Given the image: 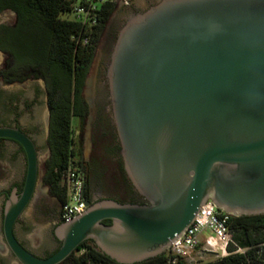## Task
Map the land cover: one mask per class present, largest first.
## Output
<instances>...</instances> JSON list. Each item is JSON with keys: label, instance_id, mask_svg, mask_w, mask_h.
Listing matches in <instances>:
<instances>
[{"label": "water", "instance_id": "obj_1", "mask_svg": "<svg viewBox=\"0 0 264 264\" xmlns=\"http://www.w3.org/2000/svg\"><path fill=\"white\" fill-rule=\"evenodd\" d=\"M106 78L123 167L145 202L87 203L55 226L53 254H31L13 226L36 190L37 151L0 126L26 158L21 192L2 209L19 264H61L87 240L120 264L153 258L206 201L230 216L264 214V0H158L120 27Z\"/></svg>", "mask_w": 264, "mask_h": 264}, {"label": "trees", "instance_id": "obj_2", "mask_svg": "<svg viewBox=\"0 0 264 264\" xmlns=\"http://www.w3.org/2000/svg\"><path fill=\"white\" fill-rule=\"evenodd\" d=\"M75 2L0 0V10H10L16 15L13 27L0 26V51L12 59V64L0 74L5 81H12L14 73L33 68L40 71L46 80L50 156L45 163L42 182L49 194L61 204L66 198L63 172L72 158L78 164L81 162L71 121L73 118L82 119L86 113L81 90L94 47L113 6L112 0L101 3L96 11V24L90 32L84 33L79 22L61 18V14L71 13ZM85 35H89L88 42L79 43L77 37ZM103 223L109 224L110 221L104 220ZM228 228L233 241L227 246L228 254L203 264H264V214L229 216ZM237 249L240 251L235 252ZM61 264L120 263L100 252L91 240H87ZM132 264L168 263L161 254Z\"/></svg>", "mask_w": 264, "mask_h": 264}, {"label": "flooded vegetation", "instance_id": "obj_3", "mask_svg": "<svg viewBox=\"0 0 264 264\" xmlns=\"http://www.w3.org/2000/svg\"><path fill=\"white\" fill-rule=\"evenodd\" d=\"M152 4L154 3H149L147 7L151 6ZM0 11H4V10H0ZM139 11L141 12L143 11V9ZM0 26H3V25H0ZM112 47L104 61L105 62L104 67H102L101 69L99 78L96 80H93L94 82L92 81V79L87 80V77H88V72H87V75L84 79L83 87L81 90V97L86 106V113L84 117L80 120L84 122V126L87 130V136L84 138V144L88 143V155L86 158H81V162L79 163V166L81 168L82 175H83L82 193H83V197L85 198L86 204L87 203L92 204V203H95L96 201H99L105 198L112 199V200H115L121 203L123 202L144 203L145 201L134 189L132 183L130 182L124 170L123 161H122V157L120 154V144H119V140H118L116 130H115V125H114L113 118H112L110 98H109V92H108V82L106 78V70H107V66L110 61V54L112 51ZM0 52L3 54H6L2 51ZM0 65H2V63H0ZM8 67L9 65H6L0 71H4ZM20 72L21 71H18L17 73L13 74L14 79H12V81H5L3 76L0 74V85L1 86H3L4 84L12 85L13 83H17V82L19 83V82L28 81V84L32 87L31 97L20 98L17 94L11 93L9 91L7 92L1 89L0 90V126L17 127L19 130L25 133L33 141L36 151H37V157H38L39 147L36 144L35 135L42 136V144L47 147L48 158H49L50 148H49V143H48V135H49L50 113H49V107H48V92H47V87H46V80L44 76L42 75V73H39L40 74L39 78L42 79L45 84L46 106L48 109V113L46 117H41V116L36 115V108H35L36 92L39 91L36 88L37 86H36L35 80L38 79V77L36 75H30L28 77H21L18 74ZM92 82H93V85H92L93 87L91 88L89 86L90 88L86 90L85 88L87 87L88 83L90 84ZM24 113L29 114L28 117L31 118L27 127H24L21 124V119ZM45 128H46V131H45ZM1 140L2 142L0 143H11L14 145V149L16 153L22 156L24 160V164H25V169H26V158H25V154H24L22 147L15 141H12L9 139H1ZM98 150L100 151V154L97 155ZM102 158L111 160L113 165L115 166V169L119 176V183H120L119 187L116 188L115 191L118 192V194H120L122 197H125L123 201L117 195L116 196L103 195V189L101 188V183H100V180L103 177ZM24 177H25V170H24V174L22 178L19 181L14 182L8 188L0 190V198H1L0 234H1V240L5 246L6 244L4 242L3 235H2L3 204L5 200L8 198V196L11 194L13 189H16V194H19L21 192L23 182H24ZM38 177H39V163H38ZM53 198L55 202L57 203V207L49 208V209L46 208L45 216L49 218L51 222L48 228L47 236L41 241L40 249L42 252L38 253L34 251L30 246L26 245L24 241H22L17 235L16 228H19V230L22 232H27V231L32 230L31 226L25 220L22 219L23 213L19 216V218L16 220L13 226V234L15 238L17 239V241L20 243V245L24 249H26L28 252H30L31 254L37 257H40V258H46L50 256L60 246V241L55 237L53 230L55 226L62 223V219H61L62 204L56 197H53ZM2 249H3L2 244L0 243V251H2ZM8 252L12 258V260L8 264H19L9 249H8ZM0 264H4V263L0 261Z\"/></svg>", "mask_w": 264, "mask_h": 264}, {"label": "rangeland", "instance_id": "obj_4", "mask_svg": "<svg viewBox=\"0 0 264 264\" xmlns=\"http://www.w3.org/2000/svg\"><path fill=\"white\" fill-rule=\"evenodd\" d=\"M158 0H112V10L106 20L100 36L94 47L93 57L88 69L87 80H96L99 78L102 67H104V61L111 50V47L115 41L117 33L120 27L124 24L128 17L134 15L139 10L148 8L149 3H155ZM61 18L71 19L70 13L61 14ZM16 23V15L10 10L0 11V25L6 27H13ZM0 70L6 65L12 64V59L9 55L0 52ZM4 63V64H3ZM40 71L36 69H25L18 73L21 77H28L30 75H36L38 79L36 83V115L46 117L48 109L46 106V88L44 81L40 79ZM94 82V81H93ZM92 83H88L86 90L92 88ZM90 86V87H89ZM9 91L17 94L20 98L31 97L32 87L28 84V81L13 83L12 85L3 86L0 85V90ZM85 94V92H84ZM35 102V101H34ZM29 114L24 113L21 119V124L27 127L29 121ZM73 129V137L78 149L79 159L86 158L88 155V143L84 144V138L87 136V130L84 126V122L80 119L73 118L71 121ZM46 131V128H45ZM35 141L38 145V163H39V177L37 181L36 190L31 203L25 209L22 214V219L25 220L32 228L27 232H22L19 228H16L18 237L24 241V243L30 246L34 251L40 253L41 241L48 234V228L50 225V219L45 216L46 208L57 207V203L54 198L50 196L47 186L42 182L44 175L45 161L48 158L47 147L42 144V136L35 135ZM100 151H97V155ZM106 157V156H105ZM103 177L100 180L101 188L103 189V195L118 196L122 201L125 197H122L116 188L119 187V176L111 160L102 158ZM25 170L24 160L21 155H18L14 149V145L11 143H0V190L8 188L14 182L19 181ZM1 205V198H0ZM233 234V233H232ZM0 243L2 244V251H0V261L4 264H8L12 258L8 252V249L3 244L0 234ZM39 246V247H38ZM52 246V244H51ZM49 246V247H51ZM240 251L237 249L235 252ZM81 251L77 252L80 253ZM226 255L210 253L207 251H201L195 254L193 260L187 264H203L206 262L218 260Z\"/></svg>", "mask_w": 264, "mask_h": 264}, {"label": "built area", "instance_id": "obj_5", "mask_svg": "<svg viewBox=\"0 0 264 264\" xmlns=\"http://www.w3.org/2000/svg\"><path fill=\"white\" fill-rule=\"evenodd\" d=\"M105 0H76L71 11V20L79 22L84 33L96 24V11ZM75 41V36L72 37ZM89 35L77 37L81 44L88 42ZM66 190L61 206L62 222H68L86 209L83 197V175L76 159H71L62 175ZM229 216L218 210L209 201L201 207L192 222L180 237L163 253L168 264H187L201 251L227 255V246L233 243L228 228Z\"/></svg>", "mask_w": 264, "mask_h": 264}]
</instances>
